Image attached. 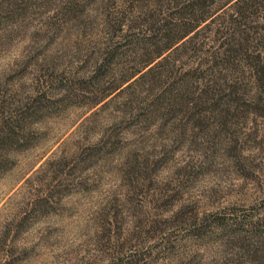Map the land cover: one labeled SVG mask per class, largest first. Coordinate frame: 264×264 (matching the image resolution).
<instances>
[{"label": "rangeland", "instance_id": "obj_1", "mask_svg": "<svg viewBox=\"0 0 264 264\" xmlns=\"http://www.w3.org/2000/svg\"><path fill=\"white\" fill-rule=\"evenodd\" d=\"M59 1L0 4V264H264V117L231 144L209 118L195 135L121 119L157 86L93 106L68 81L90 41Z\"/></svg>", "mask_w": 264, "mask_h": 264}, {"label": "trees", "instance_id": "obj_2", "mask_svg": "<svg viewBox=\"0 0 264 264\" xmlns=\"http://www.w3.org/2000/svg\"><path fill=\"white\" fill-rule=\"evenodd\" d=\"M51 1L8 0V6L21 17ZM55 8L56 18L62 13L89 38L91 69L68 81L91 87L93 106L117 90L129 95L140 82L157 86L150 101L129 95L137 104L130 101L121 119L137 118L156 132L173 119L172 128L195 135L209 118L215 128L208 142L219 143L222 134L231 144L238 140L234 120L264 117V0H60Z\"/></svg>", "mask_w": 264, "mask_h": 264}]
</instances>
